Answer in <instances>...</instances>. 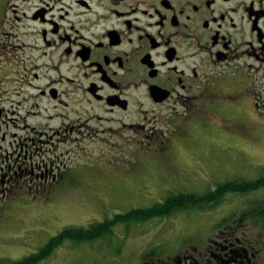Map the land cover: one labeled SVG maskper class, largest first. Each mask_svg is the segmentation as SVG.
Listing matches in <instances>:
<instances>
[{
	"label": "flooded vegetation",
	"instance_id": "1",
	"mask_svg": "<svg viewBox=\"0 0 264 264\" xmlns=\"http://www.w3.org/2000/svg\"><path fill=\"white\" fill-rule=\"evenodd\" d=\"M0 13V227L76 191L67 170L105 153L95 144L168 153L184 119L264 109V0H0ZM254 202L140 264H264Z\"/></svg>",
	"mask_w": 264,
	"mask_h": 264
},
{
	"label": "rangeland",
	"instance_id": "2",
	"mask_svg": "<svg viewBox=\"0 0 264 264\" xmlns=\"http://www.w3.org/2000/svg\"><path fill=\"white\" fill-rule=\"evenodd\" d=\"M221 105L226 108L227 103ZM260 110L216 109L214 115L184 119L182 129L176 125L169 131L175 148L168 153L144 155L137 151L133 156L118 155L103 144L93 145L92 150L105 153L67 170L72 176L64 182L72 180L76 191L61 194L47 213L29 210L19 215H25L22 221L12 219L0 227L1 238L17 237L27 225L37 227L42 221L49 234L40 235L42 238L30 234L19 241L21 245L0 239V259L28 255L66 226H87L133 208L151 206L168 191L204 192L233 177L259 174L264 170V109ZM78 160L81 159H75ZM263 192L243 198L229 196L213 211L178 212L145 223H118L111 233L90 242H64L39 264H140V256L147 248L157 246L170 254L174 244L200 238L206 223L238 213L248 200L264 199Z\"/></svg>",
	"mask_w": 264,
	"mask_h": 264
},
{
	"label": "trees",
	"instance_id": "3",
	"mask_svg": "<svg viewBox=\"0 0 264 264\" xmlns=\"http://www.w3.org/2000/svg\"><path fill=\"white\" fill-rule=\"evenodd\" d=\"M261 190H264V170H260L259 174L250 178L239 176L219 182L212 190L207 189L204 192L168 191L161 201H157L148 207L133 208L123 215H115L111 220L92 221L87 226L65 227L56 236L51 237L44 245H41L37 252L16 261L0 259V264H39L49 258L64 242H90L111 233L113 226L118 223H145L146 221L163 219L178 212L214 209L229 196L247 197ZM253 205L249 208L250 214L263 216L264 219V199L255 200ZM147 256L148 253L146 252L142 259H146Z\"/></svg>",
	"mask_w": 264,
	"mask_h": 264
},
{
	"label": "bare ground",
	"instance_id": "4",
	"mask_svg": "<svg viewBox=\"0 0 264 264\" xmlns=\"http://www.w3.org/2000/svg\"><path fill=\"white\" fill-rule=\"evenodd\" d=\"M215 190V189H214ZM243 196V195H242ZM240 214V213H239ZM238 215V214H237ZM234 217V216H233ZM228 223V222H227Z\"/></svg>",
	"mask_w": 264,
	"mask_h": 264
}]
</instances>
